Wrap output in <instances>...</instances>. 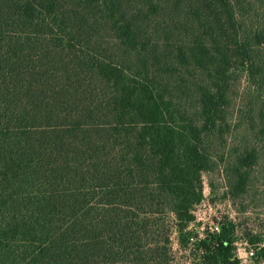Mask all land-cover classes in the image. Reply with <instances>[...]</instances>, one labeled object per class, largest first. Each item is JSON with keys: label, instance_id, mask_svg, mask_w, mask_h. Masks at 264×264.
<instances>
[{"label": "trees", "instance_id": "1", "mask_svg": "<svg viewBox=\"0 0 264 264\" xmlns=\"http://www.w3.org/2000/svg\"><path fill=\"white\" fill-rule=\"evenodd\" d=\"M236 71L264 97V0H0V264H241L188 229Z\"/></svg>", "mask_w": 264, "mask_h": 264}, {"label": "rangeland", "instance_id": "2", "mask_svg": "<svg viewBox=\"0 0 264 264\" xmlns=\"http://www.w3.org/2000/svg\"><path fill=\"white\" fill-rule=\"evenodd\" d=\"M264 97L247 75L236 71L230 89L228 122L224 138L214 140L215 166L203 174V199L194 207L189 230L196 240L214 236L221 226L234 224V254L241 264H264ZM255 148L258 161L236 172V154ZM198 237V239H197ZM193 245V244H192ZM176 264H193L174 239ZM253 252L247 257V252Z\"/></svg>", "mask_w": 264, "mask_h": 264}, {"label": "built area", "instance_id": "3", "mask_svg": "<svg viewBox=\"0 0 264 264\" xmlns=\"http://www.w3.org/2000/svg\"><path fill=\"white\" fill-rule=\"evenodd\" d=\"M250 254H251V255H254V253H253L252 251H251V252H247V254H246L247 257H250Z\"/></svg>", "mask_w": 264, "mask_h": 264}]
</instances>
